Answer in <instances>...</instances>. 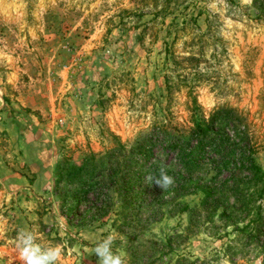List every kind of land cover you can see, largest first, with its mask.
Here are the masks:
<instances>
[{"label":"rangeland","instance_id":"1","mask_svg":"<svg viewBox=\"0 0 264 264\" xmlns=\"http://www.w3.org/2000/svg\"><path fill=\"white\" fill-rule=\"evenodd\" d=\"M262 172L264 0H0V264H264Z\"/></svg>","mask_w":264,"mask_h":264},{"label":"clouds","instance_id":"2","mask_svg":"<svg viewBox=\"0 0 264 264\" xmlns=\"http://www.w3.org/2000/svg\"><path fill=\"white\" fill-rule=\"evenodd\" d=\"M174 182V178L167 175L163 168L160 169L159 177L151 174L145 177V184H154L163 190L171 187ZM36 239L37 237L32 231L20 230L18 233L14 243L22 264H57L62 259V246L43 248L36 242ZM115 239L116 234H110L91 250L98 257V264H124L122 254H116L112 251V244Z\"/></svg>","mask_w":264,"mask_h":264},{"label":"trees","instance_id":"3","mask_svg":"<svg viewBox=\"0 0 264 264\" xmlns=\"http://www.w3.org/2000/svg\"><path fill=\"white\" fill-rule=\"evenodd\" d=\"M233 114H234V110L233 109L219 108L218 110H216L211 115L209 121H205V120L196 121L195 130H197L198 133H200L202 135V138H206L208 133L215 134L214 131L216 129H219L223 124H225V122H224L225 119L232 118ZM202 138H201V140L203 142L205 139H202ZM213 140L214 139H211L209 142L212 143ZM261 177H262V182H263V185H264V172L261 173ZM90 194L93 195L95 193L91 192ZM105 195H108V194H105ZM93 196L95 197L96 201H98L97 199L100 198V196L98 194H95ZM101 196H104V195H101ZM87 202H89L88 199H87ZM101 203H103V202H101ZM92 214L93 215H91V216L93 217V219L96 220V219H100V218H102V216L108 214V210H105L104 207H101L99 209H94L92 211Z\"/></svg>","mask_w":264,"mask_h":264}]
</instances>
